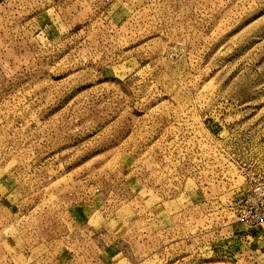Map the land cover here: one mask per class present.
<instances>
[{
    "label": "rangeland",
    "instance_id": "1",
    "mask_svg": "<svg viewBox=\"0 0 264 264\" xmlns=\"http://www.w3.org/2000/svg\"><path fill=\"white\" fill-rule=\"evenodd\" d=\"M258 175L264 0H0V264H264Z\"/></svg>",
    "mask_w": 264,
    "mask_h": 264
},
{
    "label": "built area",
    "instance_id": "2",
    "mask_svg": "<svg viewBox=\"0 0 264 264\" xmlns=\"http://www.w3.org/2000/svg\"><path fill=\"white\" fill-rule=\"evenodd\" d=\"M239 220L249 231L264 224V176L258 175L239 201ZM255 237V235H254Z\"/></svg>",
    "mask_w": 264,
    "mask_h": 264
},
{
    "label": "crops",
    "instance_id": "3",
    "mask_svg": "<svg viewBox=\"0 0 264 264\" xmlns=\"http://www.w3.org/2000/svg\"><path fill=\"white\" fill-rule=\"evenodd\" d=\"M260 232V231H259ZM258 236V237H257ZM262 237H264V234L262 235V232H260V233H255V238L257 239V238H262ZM25 264H28V261H26V263Z\"/></svg>",
    "mask_w": 264,
    "mask_h": 264
}]
</instances>
